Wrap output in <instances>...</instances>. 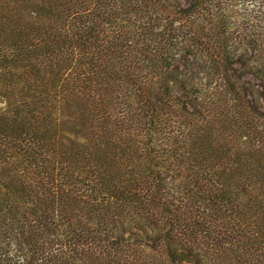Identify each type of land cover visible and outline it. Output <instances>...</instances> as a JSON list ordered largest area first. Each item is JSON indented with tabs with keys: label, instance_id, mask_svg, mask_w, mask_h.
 Returning <instances> with one entry per match:
<instances>
[{
	"label": "trees",
	"instance_id": "trees-1",
	"mask_svg": "<svg viewBox=\"0 0 264 264\" xmlns=\"http://www.w3.org/2000/svg\"><path fill=\"white\" fill-rule=\"evenodd\" d=\"M0 264H264V0H0Z\"/></svg>",
	"mask_w": 264,
	"mask_h": 264
}]
</instances>
